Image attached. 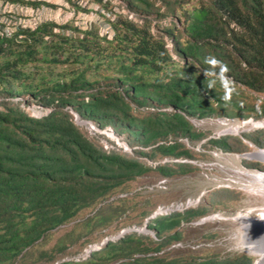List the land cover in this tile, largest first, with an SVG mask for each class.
I'll list each match as a JSON object with an SVG mask.
<instances>
[{"label": "trees", "instance_id": "obj_1", "mask_svg": "<svg viewBox=\"0 0 264 264\" xmlns=\"http://www.w3.org/2000/svg\"><path fill=\"white\" fill-rule=\"evenodd\" d=\"M94 1L109 10L110 0ZM116 1L126 15L106 34L74 28L65 36L68 24L45 23L0 38V264L30 260L50 231L87 211L80 225L105 229L122 219L127 197L107 202L153 169L173 172L161 163L185 152L168 141L199 138L192 120L251 109L227 98L231 85L264 91V0ZM59 66L73 68L58 74ZM29 106L46 112L35 117ZM255 110L264 116V106ZM117 143L142 151L134 158ZM205 209L150 219L147 229L170 243ZM146 240L125 235L80 263L58 264H224L135 258ZM64 248L59 241L43 252L45 263Z\"/></svg>", "mask_w": 264, "mask_h": 264}, {"label": "rangeland", "instance_id": "obj_2", "mask_svg": "<svg viewBox=\"0 0 264 264\" xmlns=\"http://www.w3.org/2000/svg\"><path fill=\"white\" fill-rule=\"evenodd\" d=\"M110 4L109 10H106L94 0H0V38L10 34L12 36V33L18 29H35L45 23L60 26L68 24V28L60 29L65 36H71L74 28L82 31L93 28L101 34H106L109 23L114 22L120 14L126 15L125 9L121 8L116 0H110ZM161 12H163L162 9ZM153 31L155 32V29ZM168 45L170 46L169 43ZM169 51L171 52V49ZM70 68L73 67L61 71L62 67L59 66L55 72L66 74ZM74 68L77 70L80 67ZM230 88L227 98L240 101L244 103L245 108L251 109L235 110L237 116H211L192 120L194 131L199 138L193 141L184 139L168 141V144L179 141L176 152H185L182 159L170 160L166 165L173 172H165L166 175H162L153 169L146 175L124 184L120 192H116L114 197L109 198L107 203L113 199L127 197L128 209L122 219L114 220L105 229L94 227L93 221H89L87 225H80L93 215L92 212L87 211L83 213L85 220L80 218L69 221L50 231L42 247L34 250L30 260L23 264H58L68 260L80 263L82 257L89 251V247H99L101 243L116 241L133 233L142 234L148 239L142 244L148 248V251L145 254L135 255V258L146 257L150 261L152 258L160 257L169 262L177 259L194 262L211 258L215 262L224 264H253L256 258L237 250L238 240L231 239L238 225L232 220L223 219L254 210L256 211L251 213V216H257L261 213L258 210L264 207V202L253 193L250 195L244 190L243 192L235 190L234 185L223 184V180L234 178V181L244 184L233 172L245 169L249 172H264L262 164L237 157L242 152L250 153L255 150L250 149L245 142L255 141L259 146L257 148L264 150V130L245 131L241 135L243 137L225 134V131L238 128L243 121H264V116H259L255 110L264 106V91L256 92L240 84H233ZM28 110L35 117H40L46 112L36 106H29ZM77 125L88 130L90 126L95 127L81 120H77ZM245 128L247 127L242 129L246 130ZM217 137L220 138L217 139ZM212 142H224L223 145H226L227 150H221L222 145H214ZM117 145L123 148L124 144ZM123 150L137 158L135 153L142 151V148L138 145L134 146L132 154L128 148ZM143 162L155 168V162L147 160ZM235 173L238 175L237 172ZM222 184L223 191H221ZM171 207L178 209L176 212L181 214L197 210L203 212L204 207L206 209L203 215L189 222H183L177 228L176 232L179 233L177 240L170 243L162 239L158 241L153 236V231L144 229L146 221L159 210ZM212 216L216 218L201 223V220ZM164 239L167 237L165 236ZM59 241L60 244H64V250L61 254L55 255L54 263H45L49 255L43 252ZM157 244L162 245L159 250H156ZM35 258L39 260L38 263L31 262Z\"/></svg>", "mask_w": 264, "mask_h": 264}, {"label": "bare ground", "instance_id": "obj_3", "mask_svg": "<svg viewBox=\"0 0 264 264\" xmlns=\"http://www.w3.org/2000/svg\"><path fill=\"white\" fill-rule=\"evenodd\" d=\"M250 129L264 128V123H252ZM225 134H237V128H231L225 131ZM248 161H260L264 163V150H255L253 153L242 156ZM240 173H238L239 175ZM249 181L247 182L248 191L254 196L264 198V173L254 172L248 174ZM178 210V209H176ZM216 216L208 217L205 221L213 220ZM237 223L240 224L238 234L234 237L238 240V250L255 256L254 264H264V212L256 217H247L244 214L237 215ZM223 220H233L224 218Z\"/></svg>", "mask_w": 264, "mask_h": 264}, {"label": "clouds", "instance_id": "obj_4", "mask_svg": "<svg viewBox=\"0 0 264 264\" xmlns=\"http://www.w3.org/2000/svg\"><path fill=\"white\" fill-rule=\"evenodd\" d=\"M109 32V27L107 28V33ZM251 121H253V120H251ZM255 122V121H254ZM88 124H90V123H88ZM90 125H92V124H90ZM90 130H93V131H99L97 128L95 129V127H91L90 126ZM254 130H264V129H254ZM100 133L101 134H104V135H106L107 137H109V138H111L112 139V134H111V132H110V130H102V131H100ZM240 137H243V136H240ZM220 137H217V139H219ZM242 140H243V138H241ZM185 140V139H184ZM180 141V140H179ZM187 141V140H186ZM256 145H254L253 143ZM252 142H249L250 143V145H249V143L248 142H245V143H247L248 145H249V147H250V149H255V150H263V149H261V148H257V144L255 143V141H252ZM263 142V141H262ZM118 144V143H117ZM200 147H201V145H200ZM259 147V146H258ZM123 148L125 149V150H127V147L125 146V145H123ZM226 148V145H225V147H224V149H222V148H220L221 150H223V151H226L227 149H225ZM254 150V151H255ZM253 151V152H254ZM253 152H250V153H253ZM250 153H246V152H242V153H240L239 155H237V157H239V158H242V159H244V160H246V161H248L246 158H243L242 156H245V155H247V154H250ZM179 159H182L181 157L180 158H176V159H174V158H165V160H163V162L161 163V164H168L169 162H170V160H179ZM191 160V159H190ZM251 162H254V163H260V164H262V166H264V163H262V162H260V161H251ZM174 162H172V164H173ZM174 164H177V163H174ZM182 165H187V164H184V163H181ZM245 170H247V169H245ZM245 170H240L239 172H249V171H245ZM254 172V171H253ZM258 173H263V172H260V171H257ZM227 173V172H226ZM249 174H251L250 172H249ZM223 184H231V182H230V180L229 179H226V180H223ZM223 184H222V188H221V191H223L224 189H223ZM231 185H233V184H231ZM236 188H235V190H241L242 192H243V190L244 191H246L247 193H249L250 195L252 194L251 192H249L248 191V189H244L242 186H240V185H234ZM257 197V196H256ZM257 198H259V197H257ZM259 200H260V198H259ZM177 210L176 209H174V208H170V209H165V210H159V212H157V213H154L147 221H146V225H145V228L144 229H146L147 228V223H148V221L150 220V219H155V218H157V217H164V216H167V215H169V214H172V213H174V212H176ZM254 211H256V210H254ZM254 211H252V213L254 212ZM258 211H260V210H258ZM242 214H244V215H246V213L245 212H241ZM239 215V214H238ZM247 216V215H246ZM257 216H259V215H257ZM237 217V216H236ZM236 217H233V218H229V219H233L232 221L233 222H235L237 225H238V228H237V230H236V232L234 233V234H232V236H231V239H233V240H235V238L236 237H234V236H236L237 234H238V230H239V227H240V224L239 223H237V218ZM250 217H253V216H251L250 215ZM254 217H256V216H254ZM205 221V219L204 220H201V223L202 222H204ZM108 242V241H107ZM107 242H104V243H101L100 245H99V247H95V246H91V247H89L88 248V252H86V254L82 257L83 259L84 258H86L91 252H93V251H99L100 249H101V247L102 246H104ZM236 249L238 250V247H236ZM240 251V250H239ZM249 255V254H248ZM251 256V255H250ZM253 257H255V256H253ZM256 258V257H255ZM256 260V259H255ZM255 262V261H254ZM254 262H253V264H254ZM241 264V263H240Z\"/></svg>", "mask_w": 264, "mask_h": 264}, {"label": "built area", "instance_id": "obj_5", "mask_svg": "<svg viewBox=\"0 0 264 264\" xmlns=\"http://www.w3.org/2000/svg\"><path fill=\"white\" fill-rule=\"evenodd\" d=\"M10 36H11V34H10L9 36H6V35H5L4 37H10ZM253 122H254V121H251V120L243 121L242 124H241L240 126H238V128H237L238 132H237V134H235V135L241 136L242 133L245 132V131H250V130H254V129H264V128H254V129H250L249 126H250ZM254 123H264V121H262V122H254ZM239 127H242V128L247 127V128H245L246 130H243L242 128H239ZM249 145H250V143H249ZM250 146H251V145H250ZM247 155H248V154H247ZM235 172L240 173V174L237 175ZM235 172H233V173L237 176L238 180H242V181L244 182V184H240V183L234 181V180H233L234 178L229 179L230 182H231V184H233V185H240V186H242L244 189H248V187H247L246 185H247V182L249 181V179L247 178L249 172H239V171H235ZM254 172H256V171H254ZM254 172H250V173L252 174V173H254ZM263 173H264V172H263ZM248 190H249V189H248ZM259 198H260V201L264 202V198H261V197H259ZM259 210H260V212H261L259 215H261V214L264 212V207L260 208ZM251 213H252V212L246 213L247 217H249V216L251 215Z\"/></svg>", "mask_w": 264, "mask_h": 264}]
</instances>
